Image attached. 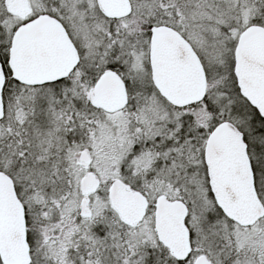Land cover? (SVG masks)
I'll return each mask as SVG.
<instances>
[{
    "label": "snow or ice",
    "instance_id": "obj_1",
    "mask_svg": "<svg viewBox=\"0 0 264 264\" xmlns=\"http://www.w3.org/2000/svg\"><path fill=\"white\" fill-rule=\"evenodd\" d=\"M0 264H264V0H0Z\"/></svg>",
    "mask_w": 264,
    "mask_h": 264
}]
</instances>
